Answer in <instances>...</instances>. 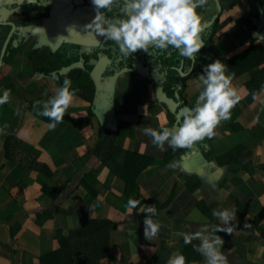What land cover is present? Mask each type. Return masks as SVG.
<instances>
[{
	"label": "crops",
	"instance_id": "obj_1",
	"mask_svg": "<svg viewBox=\"0 0 264 264\" xmlns=\"http://www.w3.org/2000/svg\"><path fill=\"white\" fill-rule=\"evenodd\" d=\"M221 1L220 26L208 48L203 51L202 47L196 54H202L208 63L224 56L232 57L249 46L247 32L232 30L239 26L238 18L245 17L241 14L247 11L249 0ZM250 1L258 12L255 20H250L255 31L246 27L248 35L264 41V36L260 37L264 31L262 3ZM7 3L8 0H0L2 5ZM33 3L41 5L39 1ZM81 5L75 7L73 4L71 20L66 21L64 13L67 11L60 10L54 11V23L41 20L47 46L39 43L34 47L38 38L32 36L25 40L15 39L5 51L0 67V96L5 89L11 90V96L8 103L0 104V264H42L44 255L58 250L56 231L69 234L85 216L109 221V256L92 263L76 259V264H166L172 254H183L185 249L183 237L177 233H194L204 224H220L213 210L224 208L236 212V219L230 222L235 228L233 234L217 233L225 241L221 251L229 264H264V103H261L264 93L257 92V100L250 95L246 86L249 72L233 80L242 99L232 109L231 119L223 121L216 129L217 135L209 139L205 150L195 145L168 161L164 154L171 147L165 144V150L160 151L142 132L143 127L159 129L169 125L167 111L156 96V89L161 85L155 87L145 73L151 72L150 66L145 71L137 65L134 69L138 71L129 70L123 75L133 83L141 82L147 90L146 102L139 104L137 113L115 111L114 106L128 103L115 91L112 111L105 110L101 113L105 116L98 117L93 106V115H89L95 100L94 84L93 101L87 102L82 93L76 91L64 120L55 129L50 130L37 119L20 125L21 105L14 87L30 89L35 75H41L49 89H45L47 92L37 101H46L54 95L65 79H70L72 89L77 90L75 86L82 76L80 73L73 75V72L78 73L84 62L75 48L80 43V47H87L96 39L95 33L84 27L95 16L91 0ZM197 11L206 23L216 11L215 0H207ZM110 12L104 10V15L107 17ZM37 13L35 18L39 16ZM114 14L119 16V9ZM0 18L16 24L20 21V15L10 9L0 13ZM29 24L21 22V27ZM59 24L65 25L60 33ZM39 27H32V31ZM65 39L70 42H62ZM101 39L99 36L96 41L100 43ZM201 39L205 42L206 38L202 36ZM1 45L0 42V57L4 44L2 48ZM150 51L156 53V48L143 53L148 55ZM41 63L43 68L37 72L35 66ZM200 74L194 72L188 78L184 92L187 103L179 102L178 98L179 108L194 106L199 83L196 78ZM16 93L23 101L22 95ZM40 118L49 120L44 116ZM177 125L176 118L174 127ZM101 127L114 134V146L119 150L115 162L120 167L125 164L124 154L129 151L153 157L139 182L141 195L153 200L152 204L143 202L129 214L127 201L134 199V194L126 193L117 171L111 172L108 165L93 155ZM86 175H89V186L96 196L80 185ZM195 181L199 183L194 185ZM196 185L192 191L191 187ZM51 191L56 194L55 198L49 194ZM144 205H155L157 213L153 219L161 224L158 236L151 241L143 235L146 213H141V208ZM202 205L206 211L202 210ZM246 224L250 227H245ZM193 242L194 245L200 243L195 239ZM191 257L196 264H205L204 257L194 248ZM51 261L48 260V264Z\"/></svg>",
	"mask_w": 264,
	"mask_h": 264
},
{
	"label": "clouds",
	"instance_id": "obj_2",
	"mask_svg": "<svg viewBox=\"0 0 264 264\" xmlns=\"http://www.w3.org/2000/svg\"><path fill=\"white\" fill-rule=\"evenodd\" d=\"M91 4L95 16L84 27L96 36L113 41L120 54L125 57L141 50L148 52L150 48L166 51L171 47L178 50L180 56L195 62L196 54L204 46L201 34L205 25L197 9L206 5L207 0H91ZM114 5L119 7L120 15L106 17L104 10L110 12ZM196 79L199 83L194 106L182 109L177 126L142 128L143 134L149 136L152 144L160 151L165 150V144L176 150L191 148L197 142L212 139L217 135L216 129L220 124L231 119L232 109L242 99L239 90L232 83L234 74H228L227 65L220 59L205 65L202 74ZM260 91L264 93V86ZM75 92L71 80L65 79L55 89L54 95L46 101L35 102V105H42V110L37 114L51 121L48 124L50 130L64 120ZM10 96L11 90L5 89L0 96V104L8 103ZM252 96L257 100L259 93L253 92ZM140 204L139 200L129 198V214ZM141 213H146L143 219L144 238L151 241L158 236L161 229V224L153 219L157 213L156 207L144 205ZM235 213L227 208L215 209L213 216L220 224H204L194 233L177 235L183 237L185 244H191L194 239L200 241L193 247L204 257L205 264H229L221 251L225 241L217 233L233 234L235 228L230 222L236 219ZM245 227L250 225L246 224ZM166 264H186V258L176 252L168 258Z\"/></svg>",
	"mask_w": 264,
	"mask_h": 264
},
{
	"label": "trees",
	"instance_id": "obj_3",
	"mask_svg": "<svg viewBox=\"0 0 264 264\" xmlns=\"http://www.w3.org/2000/svg\"><path fill=\"white\" fill-rule=\"evenodd\" d=\"M263 6V15H264V0H260ZM202 10L200 9V12ZM114 14V13H113ZM111 14V17H116V14ZM113 16V17H112ZM220 17L214 22V24L202 32L205 42L202 48L205 51L210 43L212 37L216 34L217 29L220 26L219 23ZM245 26L252 32L255 31V27L250 22L248 17H243ZM5 32L9 30L8 28H3ZM241 32H247V37L249 40V46L239 51L236 55L232 57L224 56L220 60L227 65L228 74H234V79L238 76L249 72L250 79L247 81L246 86L252 95L253 92H259L264 85V41L259 39L256 36H250L249 31L243 28ZM208 40V41H207ZM113 42V41H112ZM114 43V42H113ZM115 48L119 51L118 46L114 43ZM136 58H143L146 65L151 66V72L149 73L150 82L153 81L155 87L156 85H161L164 91L170 96L174 97L176 92H179L180 97L179 101L187 103L185 100L184 92L187 87V80L189 76L194 72H199L202 74L203 68L208 64L205 57L197 55L195 62L189 60L185 57L179 55L178 50L172 49L169 47L166 51L156 49V53L152 51L145 56H137ZM134 57H125L127 58L126 63L130 66L131 61ZM131 60V61H130ZM122 63V62H120ZM39 64L35 66L37 72L41 71L43 68ZM125 64V63H124ZM93 65H87L86 70L82 73L81 70H78V73L75 71L74 74H81L82 80L78 79L76 89L82 93L84 100L91 103L94 99V83L91 78H89L88 71H91ZM179 67H183V71L187 72L191 67L192 73L188 76H182L179 72ZM254 71L252 72V70ZM118 70V69H117ZM157 75L158 77H156ZM161 75V76H159ZM121 82L124 81L131 82L129 79L120 77ZM233 79V80H234ZM141 82H132L129 89L121 90L118 95H122L128 103L126 105H116L114 106L115 111H122L123 113H137V108L139 104L146 102L147 90L145 89V95H141L138 90L132 91L137 88V84ZM162 107L167 111L169 118L168 127H174L176 118L171 114L164 104H161ZM89 115H93L91 109L89 110ZM102 129L99 132V141L94 149L93 155L99 159V161L105 165L110 166L108 163L118 156V148L114 146V134L108 131L106 128L101 127ZM209 144V139H205L201 142L195 143L193 146L197 145L199 150H205V147ZM116 148V149H115ZM189 148L176 149L173 150L170 148L165 152V161H168L174 156L182 155L187 152ZM126 160L125 164L117 170L116 174L118 177L123 180L126 186V193H133L134 199L139 200L141 204L147 202L149 204L153 203V200L150 198H145L140 193L139 182L143 171L147 169L149 165L153 162V157L149 154H140L137 151H129L125 153ZM113 171V170H111ZM115 172V171H113ZM119 172V173H118ZM87 178L83 179L80 183L83 186V190L89 192L90 194L96 196L95 191L89 186V175H86ZM198 181H195V184H198ZM189 186H192V183H189ZM197 187H191V190H195ZM52 198L56 197L52 191L49 193ZM202 209V208H201ZM205 210L206 209H202ZM109 221L106 218H93L89 216L82 217L79 220L78 227L75 230L71 231L69 234L64 235L59 230L56 231V239L58 241V250L56 252L50 253V255H44L41 258L42 264H48V260H52L49 264H76V259H81L83 263L98 262L109 256ZM194 242L191 244H185V249L183 255L186 258V264H196L195 260L191 257L192 248ZM193 263H192V262Z\"/></svg>",
	"mask_w": 264,
	"mask_h": 264
},
{
	"label": "flooded vegetation",
	"instance_id": "obj_4",
	"mask_svg": "<svg viewBox=\"0 0 264 264\" xmlns=\"http://www.w3.org/2000/svg\"><path fill=\"white\" fill-rule=\"evenodd\" d=\"M38 1L41 4L40 6H37V4H34V3H27V4L25 2L22 3L21 1L19 2V0H8L7 5L0 4V13L1 14L5 10L10 9L11 11H14L20 15V21L17 24L14 22H10V21L7 22L4 20H1V18H0V36H1L0 42L2 44L1 48H2L3 44L5 45L7 40H8V45H7L6 50L11 48L9 43L14 41L15 39L18 38V40H21V39L25 40V38H30L32 36H37V38H38V42L34 43V47L36 44L38 45L39 43H40V46H43V47L47 46L46 44H44L45 43V33H43V28H42L43 23L41 22V20H44L45 22H47V24H49V22H51L53 19L55 20L56 16H55V14H53V12L55 10H60L63 12L67 11V13H64V16L66 17V21H68L69 19L71 20L72 16L74 15L75 7L77 5H79V3L76 4L75 0H61L55 5L53 4L54 1H52L51 6L49 4L47 5V2L48 3L51 2L50 0H42V2H41V0H38ZM81 1H82L81 4L84 6L86 0H81ZM222 3H223V1H221V5H222ZM73 4H75V7L73 6ZM36 6L38 7V9L36 8ZM118 9H119V7L117 5H114L111 12L108 13L107 17L109 18L110 15L113 13H118ZM36 10L38 11V13L36 12ZM262 11H263V8H262ZM36 13L39 14V16H36V18H35L34 14H36ZM51 17H53V19H50ZM31 18H35L39 23L33 25L31 20H30ZM26 21L30 22V24L27 25L26 28L21 27V22H26ZM10 24H14L15 27L13 28ZM36 26H40V27L38 29H36L35 31H32V27H36ZM64 26L65 25H63V24H59L57 26V30L59 31V33H60L61 29L64 28ZM8 27H9V30L7 32H5L3 30V28H8ZM64 41L65 40H63L62 42H64ZM80 44H78L77 45L78 47L75 48L76 51H78V53L80 51L79 56H80V58H83V62H84L83 67L81 69L80 68L79 69L83 73L86 70L87 65H89V66L93 65L91 71H88L89 78H91V75L93 76L92 71L94 70V67L97 66V64L99 63V59L102 57H106L108 59L107 62L105 63L104 72H103V76L106 78L108 76L112 75V73L119 71V70L120 71L122 70V73L123 72L126 73L129 70H135L134 67H137V65L143 64L144 67L141 65L142 69H144L147 66H150V65H146L144 63L143 58L134 57V55H137L140 57L145 56L146 53L144 54L143 50L136 52L134 55H131L134 58L132 61L130 60L131 64L129 66L126 63L127 58H124V56L121 55L120 52L116 50L114 43L110 40L104 39L103 37H102L99 45H96L94 47H90V48H88L86 46L80 47ZM62 45H66V44H62ZM3 48H4V46H3ZM82 51H85V53H89V55L84 54ZM131 56H129V57H131ZM4 59H5V55L3 57V63H4ZM101 62L103 65L104 64L103 61H101ZM120 62H122V63H120ZM137 63H141V64H137ZM135 71H138V70H135ZM191 72H192V67L187 72H185V73H187V75H185V76L190 75ZM145 73H147V76L149 77L150 72L146 71ZM155 76L158 77L157 75H155ZM159 76H161V75H159Z\"/></svg>",
	"mask_w": 264,
	"mask_h": 264
},
{
	"label": "water",
	"instance_id": "obj_5",
	"mask_svg": "<svg viewBox=\"0 0 264 264\" xmlns=\"http://www.w3.org/2000/svg\"><path fill=\"white\" fill-rule=\"evenodd\" d=\"M20 1L22 3L25 2L27 4V3L36 2L38 0H19V2ZM50 1H51L50 3L47 2V5L49 4L51 6L52 1H54L53 4L55 5L61 0H50ZM41 2H42V0H41ZM75 2L80 4L82 1L81 0H75ZM215 3H216V11L213 14V16L206 23H204V25H205L204 30L210 28L214 24V22L220 17V15L222 13L221 0H215ZM262 13H263V11H262ZM53 14H55V13L53 12ZM50 19H53V17H51ZM52 21H53V23L55 22L54 19ZM10 25L13 28L15 27L14 24H10ZM262 36H264V31H262L260 33V37H262ZM98 37L99 36H96V39L94 41L88 43L87 47L90 48V47L96 46L99 43L98 41H96ZM201 37H202V35H201ZM65 41L70 42L69 39H65ZM7 45H8V40L6 41L4 48L2 50V54L0 57V67L3 64V57L5 55ZM107 60L108 59L106 57H102L99 59V63L97 64V66L94 67L93 76H92V80L95 84V100H94L93 106H94L95 112H96L98 117L105 116V115L101 114L105 110H108L109 112L112 111L113 100H114L115 82L117 81L119 74L122 73V70L121 71L119 70V71L112 73V75L108 76L107 78L104 77L103 72H104V67H105V63L107 62ZM101 61H103V63H104L103 65H102ZM137 64H141V63H137ZM141 65L143 66V64H141ZM141 65H139V66L142 67ZM146 68L147 67H145L143 70L146 71L147 70ZM179 71L182 73V75L183 74L185 75V72L183 71L182 67L179 68ZM156 96H157V100L159 103L164 104L171 113L175 114V116L177 118V122L179 123L180 122V113H181L182 109L187 107L186 105H183L179 108L180 103L178 101H176L179 98V93L176 92L175 98L170 97L166 94L163 87L159 86L156 89Z\"/></svg>",
	"mask_w": 264,
	"mask_h": 264
},
{
	"label": "rangeland",
	"instance_id": "obj_6",
	"mask_svg": "<svg viewBox=\"0 0 264 264\" xmlns=\"http://www.w3.org/2000/svg\"><path fill=\"white\" fill-rule=\"evenodd\" d=\"M250 0H249V6L247 9V11L243 12V14L245 17H248L250 20L253 19V21L255 20L256 16H257V8L253 7L252 4H250ZM38 6V5H37ZM36 6V8L38 9V7ZM259 10V8H258ZM243 16L238 18L239 21V26L233 28L232 30L235 31L236 29H240L241 31L243 30V28L247 29L244 21L242 20ZM32 24L35 25L37 23H39L35 18H31L30 19ZM256 22V21H255ZM244 49V48H243ZM125 73H120L118 78L123 76ZM36 80L34 81V83H31V85H33L32 88L28 89L27 87H14V94L16 95V97H18L19 101H20V125L21 123H30L31 121H35V119H37L38 123H41L45 126L48 127V124L51 123L50 120H45L40 118V116L37 114L38 111H40V107L41 105H35V102L37 101V99L42 95V93L47 92V90L45 89H49L48 85L46 84L47 81H45L41 75H35ZM117 78V79H118ZM93 81V80H92ZM130 85H132V82H128V81H124L123 83L121 82V79H118V81L115 84V90L114 92H119L121 90L124 89H129ZM137 91L141 94V95H145V89L141 84H137V88L134 89L132 87V89L130 90V92L132 91ZM77 91V90H76ZM16 92H19L22 95V100H20L19 95H17ZM47 99V97H46ZM43 101V100H40ZM35 105V106H34ZM93 108V105L90 106V109ZM135 122V121H134ZM132 126H136V125H132ZM153 128V126H152ZM137 136V133L135 135V137ZM121 137V136H119ZM151 139L150 137H148V140ZM117 169H120V166L114 162V159L110 162V166H109V170H113V171H117ZM111 171V172H113ZM148 173V172H146ZM97 195V194H96ZM203 209H206V207H204L202 205ZM210 213V212H208ZM92 263V262H91Z\"/></svg>",
	"mask_w": 264,
	"mask_h": 264
}]
</instances>
